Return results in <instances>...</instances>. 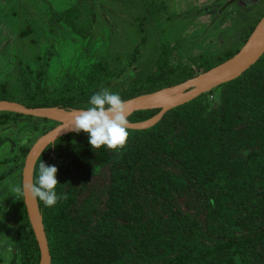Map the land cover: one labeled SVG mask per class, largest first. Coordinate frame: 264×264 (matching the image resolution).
Listing matches in <instances>:
<instances>
[{
	"label": "trees",
	"instance_id": "obj_1",
	"mask_svg": "<svg viewBox=\"0 0 264 264\" xmlns=\"http://www.w3.org/2000/svg\"><path fill=\"white\" fill-rule=\"evenodd\" d=\"M260 2L254 20L216 54L202 53L173 65L172 47L160 43L146 68L131 79L118 80L139 62L144 34L126 54V63L120 54L114 59L103 55L85 79L75 81L72 74L48 90L50 48L37 67H20L18 86L0 84V99L30 107L87 109L91 96L103 88L126 100L177 84L233 56L264 15V0ZM80 14L74 4L54 11L50 20L65 22L86 36L88 31L78 23ZM213 89L219 90V100L210 107L205 92L168 110L152 127L128 128V143L119 151L93 149L83 131L64 134L45 148L33 182L41 162L55 165L56 192L68 196L53 207L37 198L52 264H264V54L240 76ZM159 110H138L129 119L145 120ZM56 123L0 112V129L18 124L42 134ZM29 148L21 146L23 157ZM21 197L15 242L19 262L40 264Z\"/></svg>",
	"mask_w": 264,
	"mask_h": 264
},
{
	"label": "rangeland",
	"instance_id": "obj_2",
	"mask_svg": "<svg viewBox=\"0 0 264 264\" xmlns=\"http://www.w3.org/2000/svg\"><path fill=\"white\" fill-rule=\"evenodd\" d=\"M258 1L0 0V84L18 86L20 67H37L40 56L50 48L53 52L45 80L48 90L61 86L72 74V79L81 81L103 55L114 59L120 54L126 63V54L139 45L144 34L146 43L139 62L135 68L129 66L118 80L131 79L146 68L157 56L160 43L172 47L173 65L190 62L202 53L216 54L254 20L263 4ZM74 4L79 5L78 23L88 31L86 36L65 22L50 20L54 11ZM152 10L153 15L148 13ZM218 100V89L205 93L208 107ZM20 127L13 124L0 129V175L6 174L0 179V264H20L15 242L22 192L15 193L13 188L19 185L22 189L25 157L21 146H31L41 135Z\"/></svg>",
	"mask_w": 264,
	"mask_h": 264
},
{
	"label": "water",
	"instance_id": "obj_3",
	"mask_svg": "<svg viewBox=\"0 0 264 264\" xmlns=\"http://www.w3.org/2000/svg\"><path fill=\"white\" fill-rule=\"evenodd\" d=\"M263 17L264 15L241 48L222 63L177 84L124 100L127 105L128 128L145 129L154 126L168 110L184 104L224 82L237 78L256 63L264 54V29L259 28ZM167 97L171 98L160 104ZM149 108H160V110L154 116L145 120L131 121L129 119L133 112ZM81 110L87 109H69L58 106L30 107L16 100L0 99V112L14 111L57 122L53 127L42 133L30 146L22 169V188L25 181H33L35 164L45 148L60 136L73 131L74 117ZM23 199L40 249V264H52L43 213L38 201L33 200L30 194L28 197L23 194Z\"/></svg>",
	"mask_w": 264,
	"mask_h": 264
},
{
	"label": "clouds",
	"instance_id": "obj_4",
	"mask_svg": "<svg viewBox=\"0 0 264 264\" xmlns=\"http://www.w3.org/2000/svg\"><path fill=\"white\" fill-rule=\"evenodd\" d=\"M210 99H212L210 97ZM90 107L81 110L74 117L73 131H83L89 134V143L93 149L107 146L108 149L119 151L129 139V121L127 119V105L118 93L103 88L90 98ZM58 168L44 162L39 165V176L35 182L27 180L23 188L19 185L13 188L15 193H21L33 200L43 201L45 207H53L61 199L67 200V194L58 195L56 177Z\"/></svg>",
	"mask_w": 264,
	"mask_h": 264
},
{
	"label": "bare ground",
	"instance_id": "obj_5",
	"mask_svg": "<svg viewBox=\"0 0 264 264\" xmlns=\"http://www.w3.org/2000/svg\"><path fill=\"white\" fill-rule=\"evenodd\" d=\"M259 28L260 29H264V17L263 19L261 20L260 24H259ZM171 97H167L166 99L162 100L160 104H163L165 102H167Z\"/></svg>",
	"mask_w": 264,
	"mask_h": 264
},
{
	"label": "flooded vegetation",
	"instance_id": "obj_6",
	"mask_svg": "<svg viewBox=\"0 0 264 264\" xmlns=\"http://www.w3.org/2000/svg\"><path fill=\"white\" fill-rule=\"evenodd\" d=\"M1 175H3L2 176V178H4L5 176H6V174H1ZM2 178H0V179H2ZM24 200V199H23ZM21 207V206H20ZM20 211V210H19ZM19 218H20V220H21V212H20V215H19ZM20 228H21V222H20V225L18 226V229L16 230V234H18L19 233V231H20Z\"/></svg>",
	"mask_w": 264,
	"mask_h": 264
}]
</instances>
